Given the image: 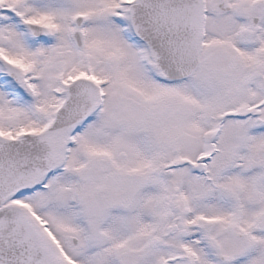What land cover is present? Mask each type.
Returning a JSON list of instances; mask_svg holds the SVG:
<instances>
[{
    "label": "snow or ice",
    "instance_id": "1",
    "mask_svg": "<svg viewBox=\"0 0 264 264\" xmlns=\"http://www.w3.org/2000/svg\"><path fill=\"white\" fill-rule=\"evenodd\" d=\"M0 264H264V0H0Z\"/></svg>",
    "mask_w": 264,
    "mask_h": 264
}]
</instances>
